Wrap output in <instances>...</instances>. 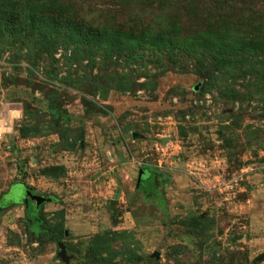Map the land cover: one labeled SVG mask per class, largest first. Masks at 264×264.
<instances>
[{
  "label": "rangeland",
  "instance_id": "rangeland-1",
  "mask_svg": "<svg viewBox=\"0 0 264 264\" xmlns=\"http://www.w3.org/2000/svg\"><path fill=\"white\" fill-rule=\"evenodd\" d=\"M27 15L84 34L53 47ZM2 18L0 264H264V0H0Z\"/></svg>",
  "mask_w": 264,
  "mask_h": 264
},
{
  "label": "trees",
  "instance_id": "trees-1",
  "mask_svg": "<svg viewBox=\"0 0 264 264\" xmlns=\"http://www.w3.org/2000/svg\"><path fill=\"white\" fill-rule=\"evenodd\" d=\"M65 21V20H64ZM4 22H8L5 18H2L0 20V24H3ZM67 25L63 21H55L53 20L51 23H46L45 20H40L36 17H32L27 15L26 19L22 22L23 27H26L28 30L32 32V34L35 36H38V38L41 39H47L49 35V30L53 34L54 31H57V33H66L67 30L70 31L66 37H62V39L58 38V35L54 36L51 35V45L53 47L63 46L65 44H68L69 42H76L80 40V38L84 34V30L76 23V22H68ZM66 24V25H65ZM160 34V33H159ZM158 34V35H159ZM164 35V33L160 34V36ZM155 36V35H152ZM39 227V224H38Z\"/></svg>",
  "mask_w": 264,
  "mask_h": 264
},
{
  "label": "water",
  "instance_id": "water-1",
  "mask_svg": "<svg viewBox=\"0 0 264 264\" xmlns=\"http://www.w3.org/2000/svg\"><path fill=\"white\" fill-rule=\"evenodd\" d=\"M141 176L142 174H139V179H138V183L141 180ZM29 200L35 202L36 207H40V205L44 204V203H49L51 201L50 198L44 197V196H40V195H35L33 194L30 190H28L27 188L25 189L24 195L23 197L18 201L19 204L24 205L25 207L29 206ZM61 252H60V257L64 260H67V255H66V249L65 246L62 243L58 244ZM264 261V254L259 256L256 260L255 263Z\"/></svg>",
  "mask_w": 264,
  "mask_h": 264
},
{
  "label": "flooded vegetation",
  "instance_id": "flooded-vegetation-1",
  "mask_svg": "<svg viewBox=\"0 0 264 264\" xmlns=\"http://www.w3.org/2000/svg\"><path fill=\"white\" fill-rule=\"evenodd\" d=\"M32 203H33V201L29 200V206H28V208L31 206Z\"/></svg>",
  "mask_w": 264,
  "mask_h": 264
}]
</instances>
